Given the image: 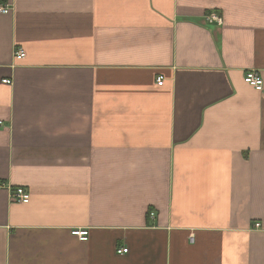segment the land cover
<instances>
[{
  "label": "crops",
  "instance_id": "1",
  "mask_svg": "<svg viewBox=\"0 0 264 264\" xmlns=\"http://www.w3.org/2000/svg\"><path fill=\"white\" fill-rule=\"evenodd\" d=\"M0 4V264H264V0Z\"/></svg>",
  "mask_w": 264,
  "mask_h": 264
},
{
  "label": "built area",
  "instance_id": "2",
  "mask_svg": "<svg viewBox=\"0 0 264 264\" xmlns=\"http://www.w3.org/2000/svg\"><path fill=\"white\" fill-rule=\"evenodd\" d=\"M11 11V8L7 5L0 4V13L7 14ZM206 20L209 22H216L218 24L222 23L221 16L216 12H210L208 15H206ZM25 56V52L22 49H17L14 52V57L16 59H23ZM163 76L160 75L156 78V81L158 84H161L163 81ZM244 81L248 83L249 85L253 86L256 90H262L263 89V80L260 76V74L257 72V70L251 69L247 70L244 74ZM4 83H10V80H3ZM8 186L0 181V189L7 188ZM10 198L15 202H21V203H27L30 200V193L27 191V189L23 187H15L11 189L10 191ZM151 215H153L151 213ZM259 223L255 224V227H259ZM72 234L77 235L81 240H86L88 236V231L86 229H78L73 230ZM128 251L127 247H118L116 252L126 253Z\"/></svg>",
  "mask_w": 264,
  "mask_h": 264
}]
</instances>
